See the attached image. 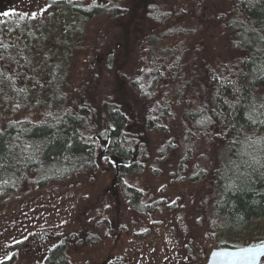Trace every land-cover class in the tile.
<instances>
[{
    "label": "rangeland",
    "instance_id": "374dc122",
    "mask_svg": "<svg viewBox=\"0 0 264 264\" xmlns=\"http://www.w3.org/2000/svg\"><path fill=\"white\" fill-rule=\"evenodd\" d=\"M50 1L0 0V13L41 19ZM77 1L90 5L104 0ZM133 1L136 15L149 12L144 27L128 31V14L124 19L109 13L87 19L64 82L60 71L48 65L52 53L45 44L58 51L54 39L44 38L36 51L35 43H27L25 23L4 25L0 125L40 120L65 105L86 107L88 124L96 126L98 158L93 168L43 186L28 181L0 199V264H38L73 232L95 234L97 240L71 243L72 264H206L220 243L264 241V218L237 228L218 222L214 169L226 139L203 131L188 117L190 109L210 101L211 71L242 63L244 53L235 47L228 26L233 1ZM62 13L57 6L55 15ZM135 78L145 81L148 97L133 87ZM106 99L130 114L125 138L134 151L126 165L135 162L136 169L122 174L116 158L103 148L110 135L108 141L100 135L107 128ZM122 180L141 190L143 209L129 202Z\"/></svg>",
    "mask_w": 264,
    "mask_h": 264
},
{
    "label": "trees",
    "instance_id": "16d2710c",
    "mask_svg": "<svg viewBox=\"0 0 264 264\" xmlns=\"http://www.w3.org/2000/svg\"><path fill=\"white\" fill-rule=\"evenodd\" d=\"M125 1V5L120 0L85 5L77 0H51L45 7V17L41 19L5 11L0 13V42L5 24L25 23L28 27L27 43H35L36 51L39 45H44V38L54 39L59 44L58 51L54 50L53 44H45L52 53L48 65L54 71H60V80L64 82L74 57V44L82 39V25L87 19L102 13L124 19L128 14V31H133V28L140 31L144 27L143 21L149 19V12L148 15H136L138 5L134 6L133 0ZM232 1L228 26L235 47L244 53L242 63L229 70H212L210 101L201 108L188 111V117L196 126L226 139L220 161L214 169V178L217 187L216 217L227 228H237L254 217L264 218V0ZM57 6H62V16L55 15ZM31 22L35 26H29ZM149 35L152 40H157L152 33ZM31 53L35 54L34 51ZM151 83L154 84L153 81ZM132 85L142 96L148 97L142 78L132 79ZM65 106L59 111L46 113L40 120H12L5 126L0 125L1 200L16 192L25 182L43 186L53 179L68 177L96 165V126L88 124L89 110ZM102 108L107 118L104 126L110 130L106 146L110 156L116 160L129 157L134 151L125 138L130 114L114 100H104ZM250 115L252 119H249ZM206 119L205 124L198 123ZM154 123L150 117L148 124ZM90 131L94 133L90 134ZM117 162L120 174L136 169L135 162L129 165ZM233 182L235 187H229ZM122 183L129 202L143 209L141 190L124 180ZM96 237L86 232L67 234L47 251L38 264H72L68 246L73 242H95ZM4 263L8 264L7 260Z\"/></svg>",
    "mask_w": 264,
    "mask_h": 264
},
{
    "label": "water",
    "instance_id": "95a60500",
    "mask_svg": "<svg viewBox=\"0 0 264 264\" xmlns=\"http://www.w3.org/2000/svg\"><path fill=\"white\" fill-rule=\"evenodd\" d=\"M101 134H104V139L106 141H108V138L110 135V130L108 128H105L100 132V135ZM105 147L106 146H103V148H105ZM117 160H119L125 164H128L130 162L131 158L130 157H119V158H117ZM262 242H264V241H262ZM262 242L251 243V244H246V245H239V246L223 245V246L215 247L211 250L206 264H260L263 257H264V254H261L260 256H258L255 261L248 262V261H234L233 258H231V257H217L215 255V253H217V252H235V251H239L240 249L255 247Z\"/></svg>",
    "mask_w": 264,
    "mask_h": 264
},
{
    "label": "snow or ice",
    "instance_id": "6c2138e0",
    "mask_svg": "<svg viewBox=\"0 0 264 264\" xmlns=\"http://www.w3.org/2000/svg\"><path fill=\"white\" fill-rule=\"evenodd\" d=\"M249 119H252L251 115L249 116ZM206 122H207V119L198 121V123L200 124H205ZM255 122L256 121L253 120V123ZM229 187H235V182H233L232 185H229ZM261 254H264V242L260 243L259 245L255 247L244 248V249H240L239 251H235V252L215 253L217 257H231L233 258L234 261H248V262L255 261L257 257L260 256Z\"/></svg>",
    "mask_w": 264,
    "mask_h": 264
}]
</instances>
